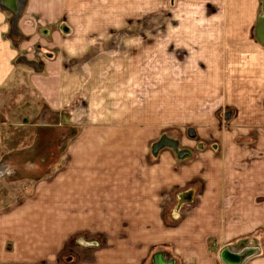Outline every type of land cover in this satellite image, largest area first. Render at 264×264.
<instances>
[{
	"label": "crops",
	"instance_id": "crops-1",
	"mask_svg": "<svg viewBox=\"0 0 264 264\" xmlns=\"http://www.w3.org/2000/svg\"><path fill=\"white\" fill-rule=\"evenodd\" d=\"M151 10L167 12L163 23L193 25L176 33L196 56H253V82L243 88L234 85L236 74L249 69L236 71L232 60L225 71L229 95L237 94L225 103L237 107L239 123L226 134L237 131L238 142L219 152L212 145L199 160V146L163 137L142 160L67 154L45 173L54 165L33 159L38 146L21 144L32 133L7 120L45 105L40 120L54 115L62 124L80 96L89 112L100 101L101 114L113 119V16L125 19L115 37H125L127 50L135 38L128 32ZM261 13L262 0H0V264H156L158 255L164 264H263L262 243L245 239L264 227V45L256 38L247 53L215 43L234 38L235 25H257ZM21 97L31 105L25 112L15 102ZM103 226L93 256L71 246L72 234L102 238Z\"/></svg>",
	"mask_w": 264,
	"mask_h": 264
},
{
	"label": "rangeland",
	"instance_id": "rangeland-1",
	"mask_svg": "<svg viewBox=\"0 0 264 264\" xmlns=\"http://www.w3.org/2000/svg\"><path fill=\"white\" fill-rule=\"evenodd\" d=\"M163 13L167 12L151 10L140 18L142 23L138 24L139 30L133 29L132 32L130 29L128 32L130 38L132 36L135 38L129 41L130 46L128 45L127 50L125 37L121 36L122 40L121 37L119 39L115 37L125 32L121 31L120 26L123 23L122 29H125V19L122 16H113V119L109 117L108 112L107 117H104L106 114H101L100 101L98 105L91 106L90 113L87 110L90 104H87L84 96H80L71 111V118L62 124L54 119V115H48L50 117L47 120H40V113L46 109L45 105H37L36 115L31 112L27 117H23L22 121L7 120L14 130L20 128L22 134L26 131L32 133L30 137L27 135L26 138H21V144L38 146L35 148L36 157L33 159L54 165L53 168L44 170L45 173L57 171L55 167L66 160L67 154L69 160H80L82 157L93 159L95 156L105 155L107 160L121 161L126 159L127 154L133 155L135 161L142 160L146 158L147 149L149 148L151 152L152 146L163 137H167L173 143L178 141L181 147L199 146V150L203 151L197 152L199 160H204L200 156L203 155L205 158L207 154L205 150L211 149L212 145L219 152L223 145L238 142L237 131L226 134L228 129L239 128V123L235 119L237 107L225 103V99L230 100L237 96L235 94L231 97L232 94L228 93L231 92L227 89L230 80L228 72L225 71L232 65V60L236 65V71H239L240 66V70L242 67L249 69L247 74L243 71L236 74L234 85L243 88L245 83L253 82L251 61L253 56L232 58L196 56L190 52L192 47L190 41L184 39L182 37L184 35L176 33L177 30H184L185 27L193 25L173 26V23H163L168 20V17L162 16ZM158 20L161 21L158 23ZM133 24L136 28V22ZM256 26L250 22L240 25L238 31L235 25L232 32L234 38L215 43H219L221 48H245L248 53L252 45L255 46L254 41H257ZM222 28H225V25ZM193 46L195 48V45ZM126 52H131L132 55L126 56ZM238 88L235 91H238ZM24 100L25 97L15 100L22 112H25L26 108H31L30 102L25 104ZM37 101L40 102V97ZM30 120L34 122L32 126L29 125ZM65 129L67 136L62 137L61 131L65 132ZM95 129L108 132L105 134L96 130L94 133L92 130ZM6 131L9 132V129ZM36 132L37 137L34 136ZM231 134L232 138L227 137ZM13 139L18 143V132ZM240 139L244 142L253 140L252 137ZM261 139L263 144L264 138ZM251 143H254V140ZM109 146L112 147L111 152ZM84 149L85 152H82ZM40 172L30 174L39 177L42 173ZM13 192L14 190L10 193ZM1 203L0 201V206L3 205ZM103 230L104 226L101 228L102 233H98L103 236L102 238L94 231L72 234L70 244L71 246L75 244L82 251L86 250L85 253L89 254L85 256H93L95 242L99 239L104 240ZM245 241L249 243L256 241L262 243L264 247V227L251 234ZM106 245L103 244V247ZM73 249V247L70 249L71 255L75 253ZM262 255L260 259L264 261V253Z\"/></svg>",
	"mask_w": 264,
	"mask_h": 264
},
{
	"label": "water",
	"instance_id": "water-1",
	"mask_svg": "<svg viewBox=\"0 0 264 264\" xmlns=\"http://www.w3.org/2000/svg\"><path fill=\"white\" fill-rule=\"evenodd\" d=\"M255 36L257 40L264 45V0H262V13L258 19ZM192 133L194 132L192 131ZM164 142L166 144H176L173 143V141L172 142L169 141L167 138L164 139ZM156 258H157L156 264H164L160 255H158Z\"/></svg>",
	"mask_w": 264,
	"mask_h": 264
},
{
	"label": "built area",
	"instance_id": "built-area-1",
	"mask_svg": "<svg viewBox=\"0 0 264 264\" xmlns=\"http://www.w3.org/2000/svg\"><path fill=\"white\" fill-rule=\"evenodd\" d=\"M14 33V30L13 29H10L9 30V37H12V34Z\"/></svg>",
	"mask_w": 264,
	"mask_h": 264
},
{
	"label": "bare ground",
	"instance_id": "bare-ground-1",
	"mask_svg": "<svg viewBox=\"0 0 264 264\" xmlns=\"http://www.w3.org/2000/svg\"><path fill=\"white\" fill-rule=\"evenodd\" d=\"M5 170V166H0V173Z\"/></svg>",
	"mask_w": 264,
	"mask_h": 264
}]
</instances>
